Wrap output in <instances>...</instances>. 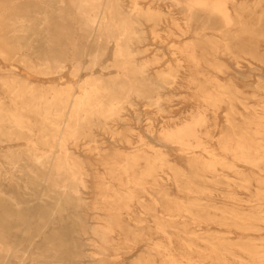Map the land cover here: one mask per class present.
Masks as SVG:
<instances>
[{
    "label": "bare ground",
    "instance_id": "1",
    "mask_svg": "<svg viewBox=\"0 0 264 264\" xmlns=\"http://www.w3.org/2000/svg\"><path fill=\"white\" fill-rule=\"evenodd\" d=\"M159 1L0 0V264H264V0Z\"/></svg>",
    "mask_w": 264,
    "mask_h": 264
},
{
    "label": "rangeland",
    "instance_id": "2",
    "mask_svg": "<svg viewBox=\"0 0 264 264\" xmlns=\"http://www.w3.org/2000/svg\"><path fill=\"white\" fill-rule=\"evenodd\" d=\"M125 4H128V2L130 0H123ZM139 4L142 6V7H151L153 9H156V8H159V9H162L164 10L166 7L165 5H163V3L165 2H161L159 0H138ZM161 35H165V34H161ZM165 37V36H163ZM182 41V39H178L176 37H171L169 39H167L166 41L162 42V43H152V44H148V48H147V52L142 55L141 57H151L155 51H158L159 55H164V59L162 61H160V63L158 64L157 67L159 68H162L164 66L167 65V63H169L175 56H171V52H173L172 48H170V46L175 43L176 47L177 45H179V43ZM37 50V49H36ZM40 49H38L39 51ZM260 51L264 53V43H260ZM10 66L9 63H4L2 61H0V66ZM253 66L254 68H256V70L253 71L252 73V76L247 79L245 82H242V81H237L236 80V85L239 87V89L244 93V98L246 97V104H249L251 106H254L256 105L260 100V95L258 93L257 97L256 98H251L249 99V95H251L252 93V89L248 87L251 86L252 84L256 83L257 82V78L258 77H263L264 78V74L262 73L263 71V67L258 64V63H253ZM230 68H232L231 65H229ZM20 71V69H19ZM230 73V72H229ZM228 73V74H229ZM62 77H63V82H66L69 80L68 76L66 73H62ZM216 77L221 80V81H224L225 79V76H222V75H216ZM29 80L31 81H39L38 78L36 77H32L30 76ZM42 82H46L47 79H41ZM57 81V79H56ZM264 83V81H263ZM171 101H172V104H170L171 108H169L168 110H166L168 112V114L164 113V114H160V115H155L154 114V111L152 109H147V108H139L140 110V118H141V122L139 123L138 126H135V128H137V130H144L147 125L149 123L153 124V125H157L158 122L161 120V116L163 117L162 121H168L170 119H177V118H181L182 116H184L186 113L188 112H191V108L193 106V99H192V94H191V91H187L186 89L184 88H181V89H177L173 92V97L171 98ZM237 108L240 109L237 105ZM170 118V119H169ZM161 124V122H160ZM120 130V128H119ZM97 140L101 141L103 143V146H108L110 143H108L107 139H108V135H104V134H99L97 133ZM22 143L19 142V143H15L14 145H21ZM122 146V145H119V147ZM239 193H243L241 191H238ZM240 197L243 201L246 200V197L242 194H240ZM245 205V204H243ZM242 207V206H241ZM244 207V206H243ZM216 229V228H215ZM236 235L238 234H230L228 235L229 237L231 238H235L237 237ZM88 248V247H87ZM92 249H89L88 252L90 253ZM141 251V250H140ZM139 250H132L130 253H128L126 256H125V262L128 263L129 261H131L133 258H135L139 253H140Z\"/></svg>",
    "mask_w": 264,
    "mask_h": 264
}]
</instances>
